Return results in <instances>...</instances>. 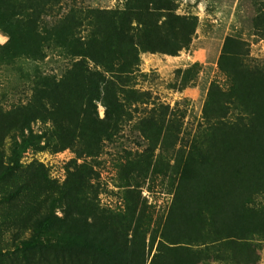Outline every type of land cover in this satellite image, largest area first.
Here are the masks:
<instances>
[{"label":"rangeland","instance_id":"374dc122","mask_svg":"<svg viewBox=\"0 0 264 264\" xmlns=\"http://www.w3.org/2000/svg\"><path fill=\"white\" fill-rule=\"evenodd\" d=\"M127 1L0 0V264H264V0H170L114 112L56 21Z\"/></svg>","mask_w":264,"mask_h":264},{"label":"trees","instance_id":"16d2710c","mask_svg":"<svg viewBox=\"0 0 264 264\" xmlns=\"http://www.w3.org/2000/svg\"><path fill=\"white\" fill-rule=\"evenodd\" d=\"M171 11L170 0H128L124 8L114 9L73 5L67 14L57 19V30L62 29L77 41L85 32V42L77 49L101 42V101L107 109L108 101L115 108L114 112L129 105V94L134 92L132 81L142 53L177 55L190 47L194 31L184 30V27H195L194 19L171 14ZM155 12H167V15L162 20ZM100 16L101 22L98 21ZM67 19L73 21L67 24ZM175 26L180 29L174 31ZM230 39L227 37L226 43ZM72 55L84 56L76 50Z\"/></svg>","mask_w":264,"mask_h":264}]
</instances>
